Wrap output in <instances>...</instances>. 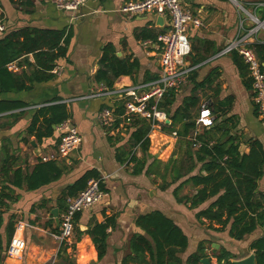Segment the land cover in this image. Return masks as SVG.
Segmentation results:
<instances>
[{
	"label": "crops",
	"instance_id": "1",
	"mask_svg": "<svg viewBox=\"0 0 264 264\" xmlns=\"http://www.w3.org/2000/svg\"><path fill=\"white\" fill-rule=\"evenodd\" d=\"M128 1L131 0H88L82 9L75 13L61 10L49 0H36L34 11L26 13L18 9L10 0H0L7 30L32 26L67 28L73 32L68 56L58 61L56 66H62V70L55 74L53 79L35 83L30 91L2 95L25 101L31 106L16 120L4 117L3 121L14 123L0 129V167L6 154H10L14 156V169L30 171L41 161L42 155L50 154L57 149L61 140L58 126H55L51 136L44 137L41 141H38L34 135L27 134V127L35 112L32 108L35 106L41 107L57 100L66 103L70 111L69 118L83 137L78 149L68 157L56 161L66 169L58 180L36 190L12 186L13 199L10 200V209L4 214L5 222L1 230L4 246L7 249L10 243V241L6 243L5 227L8 220L14 216L16 225L19 221L27 223L22 232L26 240V248L21 258L10 257L5 254L7 250L3 251L2 264H46L51 262L53 257H59L61 245L53 238L54 227L58 224L52 210L55 207L59 208L60 216L64 207L58 205V200L63 190L89 169L99 172L101 187L108 195L97 205L81 212L71 239L72 243L67 245L68 254L75 258L73 264H123V258L130 251L131 236L143 232L136 225V218L153 210H161L172 218L187 235L188 247L182 253L184 261L198 250L201 243L204 245L203 258H209L210 264H219L216 255L221 248L234 255L232 261L243 259L255 253L250 247L251 243L264 236V228L259 227L242 240H237L229 234L230 224L225 230L218 231L210 227V222L207 220L200 221L197 213L207 208L217 196L198 207L191 208L190 203L182 198L192 195L197 188L186 184L177 196L174 190L180 182L188 178L185 177L163 190L161 188L163 179L157 174L146 172L148 165L153 161L152 157H149L145 170L139 174L132 173L133 163L128 161L122 163L118 160V149L122 146L129 147L134 128L116 134L111 130L108 131L99 123L97 116L102 108L110 105L112 101L110 98H86L88 94L99 89L100 83L96 82L94 77L100 68L99 62L104 46L110 43L114 46L118 57H131L140 62L139 70L133 76L125 75L118 78L115 87L147 83L161 73V42L151 38L144 39L142 32L146 29L153 34H161L169 28L168 16L167 19L157 13L132 16L120 11ZM237 2L244 6H252L256 14L262 15L260 4L264 3V0H237ZM237 2L184 0V7L191 9L202 20V25L189 29L188 37L192 51L187 56L186 63L195 66V69L188 82L178 91L174 106L180 105L185 97L197 89L196 82L203 81L216 70L219 75L215 83L211 87L197 89V95L201 98L198 114L204 106H207L208 97L214 96L216 102L227 96H233V107L228 115L236 117L234 132L241 139H259L264 145V122L260 112L256 113L258 105L254 100L253 88L249 89L245 86L231 53H223L227 44L241 33L239 25L243 17L238 11L237 5L238 7L240 5ZM250 25L246 21L245 30L255 28ZM255 40L264 42V32L260 29L249 39L250 42ZM29 59L34 62L33 55H30ZM196 60L200 61L196 62ZM9 69L20 74L24 70L28 73L32 70L31 67L22 64L21 60L11 63ZM217 90L220 92L218 96L215 95ZM167 123L166 125H170L171 120ZM164 126L151 134L149 153L154 158L167 163L175 150L177 152L175 158L183 155L179 150L178 136H173V132L166 131ZM203 132L205 128L199 133ZM25 137L29 142L24 140ZM32 140H35L37 146L32 145ZM249 150L250 148L245 145L244 151L249 152ZM139 155L141 156V151ZM12 160L10 158V161ZM200 167L199 163L193 174L200 172ZM168 180L170 181V177ZM263 186L264 179L260 181L261 189ZM112 216L116 225L109 228L107 253L102 260H99L98 251L88 231L96 222L103 223ZM213 225L216 228L220 227L217 223ZM61 261L59 258L58 262Z\"/></svg>",
	"mask_w": 264,
	"mask_h": 264
},
{
	"label": "trees",
	"instance_id": "2",
	"mask_svg": "<svg viewBox=\"0 0 264 264\" xmlns=\"http://www.w3.org/2000/svg\"><path fill=\"white\" fill-rule=\"evenodd\" d=\"M10 1L26 13H32L36 5V0ZM246 7L249 8V6ZM261 9L260 19L264 20V6H261ZM158 35L146 29L142 32L144 39L158 40ZM72 37L73 32L67 28L32 26H23L1 33L0 129L14 123L3 121L4 117L16 120L31 106L25 101L2 95L30 91L35 83L53 79L55 74L52 71L60 59L67 58ZM248 46L255 51L264 71V42L255 40ZM230 53L245 86L252 88V80L243 56L238 50ZM30 55H33L34 62L30 61ZM19 60L32 68L30 73L24 70L20 74L9 69L11 63ZM199 61L196 60V62ZM99 63L100 68L94 78L96 82L105 84L109 88H113L116 80L121 76H133L140 68L138 59L118 57L114 46L110 43L104 46ZM218 75L216 70L213 71L203 81L196 82V88L211 87ZM157 78L158 76H155L151 81ZM197 89L185 97L177 107L174 105L178 92L174 89L168 90L159 103L160 109L164 110L171 120V124L165 125L164 129L177 132L178 146L183 157L175 158L177 155L175 150L167 163L154 158L149 153L151 142L148 134L151 126L147 120L137 118L132 122L134 130L130 136L129 147L122 146L118 149V160L122 163L126 161L133 163L132 173L139 174L145 170L149 157H152L153 161L148 165L146 172L157 174L163 179L161 184L163 190L188 177L178 184L174 190L175 194L178 196V192L186 184L197 188L192 195L182 198L190 203L191 208L198 207L208 199L217 196L207 208L197 213V218L200 221L207 220L210 222L209 226L218 231L225 230L230 224V236L242 240L257 228H264V186L262 189L260 187V181L264 179V145L259 139H241L234 132L236 117L228 115L233 107V96H227L216 102L214 96H211L207 98L206 104L212 110L214 122L209 128H205V132L198 133L196 141L201 145L195 148L196 141L193 135L197 129L196 118L201 100L197 95ZM219 93L217 90L215 95L218 96ZM32 109L35 112L27 127V134L34 135L38 141L51 136L55 126H59L70 117L67 104L59 100ZM119 109L122 110V106ZM256 113L259 114L258 107ZM24 140L29 142L27 137ZM137 145L140 146L141 156L133 153ZM242 145H247L250 148L249 152L244 151L241 148ZM10 158L13 160L10 161ZM199 163L201 164L200 172L193 174ZM14 165V156L6 154L0 167V264L4 260L3 251L7 250L1 230L5 222L4 214L10 209V200L13 199L12 186L36 190L58 180L66 170L53 160H41L30 171L14 169ZM91 178H100L99 172L95 169L85 171L63 190L58 205L63 208L67 196H74L83 191ZM80 215L81 212L75 216L76 224ZM53 223L54 220L51 226ZM135 223L143 232H137L131 236L130 251L123 258V264H202L204 245L201 243L198 250L184 261L182 253L188 247V237L182 228L161 210L140 214ZM215 223L220 227H214ZM15 225L16 220L12 216L5 227L6 243L11 240ZM115 225L116 221L112 216L103 223L96 222L88 231L98 251L99 260H102L107 253L109 228ZM58 231L59 226H55L54 232ZM250 247L255 250L256 263L264 264V236L255 239ZM216 257L219 264H234L231 260L234 255L225 248H221ZM59 258L62 261L55 264H73L70 261L67 244H62Z\"/></svg>",
	"mask_w": 264,
	"mask_h": 264
},
{
	"label": "built area",
	"instance_id": "3",
	"mask_svg": "<svg viewBox=\"0 0 264 264\" xmlns=\"http://www.w3.org/2000/svg\"><path fill=\"white\" fill-rule=\"evenodd\" d=\"M49 1L61 10L75 13L79 12L88 2V0ZM260 6H264V3H261ZM240 7L246 11L243 6ZM120 11L132 16L157 13L169 17L168 30L158 36V40L161 42V73L157 79L143 84L121 85L113 88L100 84L99 89L88 94L86 98H110L112 101L110 106L104 107L97 116L99 123L108 131L111 130L114 134L126 131L132 128V122L135 119L142 118L147 120L151 126L148 134L150 138L152 133L168 124L167 113L159 107L161 99L170 89L178 92L188 82L190 74L195 69V66L186 63V58L192 51L188 32L191 27H200L202 20L191 9L184 7V0H131L126 2ZM249 14L255 20L256 27L245 30L244 21L241 20L240 29L244 32L230 41L223 53L238 50L243 56L252 80L254 100L264 122V71L255 51L248 46L251 35L264 28V26L260 27V21L264 20H261L256 13V15ZM5 31H7V25L0 7V33ZM61 70L62 66H56L52 72L58 74ZM121 106L122 110L119 109ZM213 122L212 110L208 106H204L196 118L197 129L193 139L196 141L200 130L213 125ZM58 130L61 133V140L57 149L50 154L42 155V161H57L66 158L81 146L83 137L71 118L64 120L58 126ZM172 134L177 136L176 131H173ZM200 145L198 141L194 143L195 148H199ZM133 151V153L139 154L140 146H135ZM107 195V192L101 187V178H91L83 191L74 196H67L65 206L59 216V231L53 234L54 237L62 244H71L75 232L76 214L97 205ZM26 226L27 223L23 221L17 223L6 251L8 256L22 257L26 248V240L22 232Z\"/></svg>",
	"mask_w": 264,
	"mask_h": 264
},
{
	"label": "water",
	"instance_id": "4",
	"mask_svg": "<svg viewBox=\"0 0 264 264\" xmlns=\"http://www.w3.org/2000/svg\"><path fill=\"white\" fill-rule=\"evenodd\" d=\"M237 2V0H235ZM238 3V2H237ZM240 6H242L240 3H238ZM163 18H166L167 19V15H161ZM261 26H264V21H260V27ZM167 122H170V120H168ZM32 145L33 146H37L35 140H32ZM244 147L245 145H242L241 148L244 150ZM52 214L53 216L55 217L56 219V222L59 226L60 224V218H59V208L55 207L53 210H52ZM6 254V253H5ZM234 264H257L256 263V255L255 253L253 254H250L249 256L243 258V259H237V260H234L233 261ZM202 264H210V260L209 258H203L202 259Z\"/></svg>",
	"mask_w": 264,
	"mask_h": 264
},
{
	"label": "rangeland",
	"instance_id": "5",
	"mask_svg": "<svg viewBox=\"0 0 264 264\" xmlns=\"http://www.w3.org/2000/svg\"><path fill=\"white\" fill-rule=\"evenodd\" d=\"M240 3V2H239ZM245 9H246V11H243L242 9H240V7H238V5H237V8H238V11L239 12H241V14H242V19H243V21H244V25H245V22L247 21L248 22V24H251L250 26H254V27H256V23H255V20L250 16V14L249 13H252V14H254V15H256L255 14V12H254V9H253V7L252 6H249V8H246V6H244L242 3H240ZM258 16H260V14H257ZM241 19V20H242ZM240 24H241V21H240ZM240 25H239V30H241L240 29ZM262 32H264V28H262V29H260ZM241 33H242V30H241ZM241 33H240V35H241ZM161 182V181H160ZM54 236V235H53ZM60 245L62 244L61 242H60V240H58V239H56L55 237H53ZM62 246V245H61ZM58 259H59V257H53L52 258V260H51V262H49V263H46V264H55V263H58ZM73 259H75L74 258V256L72 255V257H70V261L71 262H73Z\"/></svg>",
	"mask_w": 264,
	"mask_h": 264
}]
</instances>
